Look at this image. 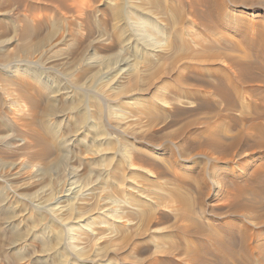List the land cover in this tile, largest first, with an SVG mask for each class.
<instances>
[{
  "label": "rangeland",
  "instance_id": "obj_1",
  "mask_svg": "<svg viewBox=\"0 0 264 264\" xmlns=\"http://www.w3.org/2000/svg\"><path fill=\"white\" fill-rule=\"evenodd\" d=\"M8 9L0 264H264V200L245 190L264 179L260 106L235 93L244 66L264 80V0H0ZM71 183L82 209L60 226L51 208ZM81 215L93 233L79 231L78 255L63 230Z\"/></svg>",
  "mask_w": 264,
  "mask_h": 264
},
{
  "label": "bare ground",
  "instance_id": "obj_2",
  "mask_svg": "<svg viewBox=\"0 0 264 264\" xmlns=\"http://www.w3.org/2000/svg\"><path fill=\"white\" fill-rule=\"evenodd\" d=\"M7 2H10L11 0H6ZM124 7V6H123ZM138 10V9H136ZM125 11V9H124ZM126 13V11H125ZM133 13V12H132ZM143 13V12H142ZM15 14V9H8L6 11H4L3 13L0 14V16H4L5 18H10L11 20V17ZM127 14V13H126ZM134 14V13H133ZM136 19V18H135ZM138 21V19H137ZM142 22V21H141ZM140 22V23H141ZM139 23V24H140ZM143 23V22H142ZM143 25V24H142ZM145 25V24H144ZM148 25V23H147ZM131 31V30H130ZM133 37V36H132ZM264 38V37H263ZM129 44H132L133 43V40L132 39H129L127 41ZM133 45V44H132ZM149 46V45H148ZM138 48V47H137ZM124 50V49H123ZM136 60V59H135ZM253 64V63H252ZM247 65V66H244L242 68L241 66V73L240 75H242L243 77H245L247 80V82L243 85H246L244 87H236L235 88V93L236 95H238L240 98H242L243 100L245 101H248L249 103H254L255 106H260V108H257V114L259 115V122L258 123H254L252 126H251V130H256L257 132H259L260 134V140L258 143H263L262 140L264 139V80H260L258 77H255L253 75V70L255 68H258L257 65ZM120 65V64H119ZM122 66V65H121ZM129 66V65H128ZM119 67V66H118ZM128 68V67H127ZM124 69V68H123ZM121 72H123L124 70H120ZM128 72V70H127ZM240 72V71H239ZM120 73V72H119ZM125 73V72H124ZM123 74V73H122ZM264 74V73H263ZM130 75V74H129ZM118 76V75H117ZM127 76V75H126ZM241 76V78H242ZM121 77V76H120ZM245 79V80H246ZM258 81H261V84H263L262 86L258 85L256 86L257 82ZM240 85V84H239ZM218 92L220 95H223L225 100L228 102V103H233L234 102V98L232 97V95H230V93H227L226 90H224V87L223 85H220L219 86V89H218ZM227 109V108H226ZM105 137V136H104ZM257 136L255 135H251V138L255 139ZM104 139V138H102ZM106 139V138H105ZM101 140V138H100ZM242 140V139H241ZM239 140V142L241 141ZM101 151V150H99ZM97 152V151H96ZM98 153V152H97ZM129 157V156H128ZM224 158H222L221 160H223ZM264 171V169H263ZM75 182V181H74ZM67 188V187H66ZM240 190H237L238 192L236 193H233L232 195H235V197L237 196H241L243 193H242V189L239 188ZM249 194L253 195V196H256V197H260L262 200H264V179L261 180V178L259 177V175L256 176L255 179H253L250 187L248 186V188L245 189ZM81 191H83L81 188H80V185L79 186H75V183H71L70 184V188L69 189H65L63 194L59 197V198H62V197H65V196H72L74 194V197L71 199H69V203L67 202V204H63V202H59V199L57 200L56 204L51 208V211H52V218L53 220L60 224V226H63L64 225V222H65V219L63 216H61L62 214L64 216H72L73 215L75 216V214L77 213V210L81 207H78V204L83 201V199H80V196L78 195ZM70 192V194H69ZM75 192V193H74ZM78 193V194H77ZM110 196V195H109ZM108 198V197H107ZM71 200V201H70ZM64 201V200H63ZM55 203V202H54ZM65 203V202H64ZM83 203V202H82ZM120 204V203H119ZM114 206V205H113ZM115 208V207H114ZM82 209V208H81ZM110 209V208H108ZM111 210V209H110ZM79 211V210H78ZM113 213L115 210H111ZM48 212V211H46ZM101 212V211H100ZM111 212V213H112ZM116 214H117V211H115ZM50 213V212H49ZM81 214L83 212H80ZM112 213V214H113ZM51 214V213H50ZM102 214V212H101ZM111 214V215H112ZM241 214V213H240ZM110 216V215H109ZM113 216H115L113 214ZM121 216V215H120ZM117 218V215L115 216ZM83 215H81L80 217H74L73 221L74 223V226L72 224L71 227L67 228V229H64L63 232L65 231L69 236H70V239H71V243H70V246L73 248L74 251L77 250V246L83 242V237H82V233H79V231L81 230H85V231H88L90 233H93L92 231V228L91 230H88V228L92 227L91 226V221L93 219L90 218V220L87 218H84ZM118 218L120 219V217L118 216ZM117 218V219H118ZM98 219V218H97ZM118 219V220H119ZM123 220V219H122ZM125 220V219H124ZM127 220V219H126ZM86 221V223L84 225H80L82 222L84 223ZM120 221V220H119ZM128 222V221H126ZM129 223H130V220H129ZM127 224V223H126ZM226 227V226H225ZM257 228V227H256ZM218 230V229H217ZM78 231V232H77ZM113 231L110 229V232L107 234V237L112 234ZM248 233V232H247ZM86 235V234H85ZM233 235V234H232ZM247 236H249V238L251 239V241H258V239L260 238L261 236V233L260 232H257V233H250L248 234ZM251 236V237H250ZM62 237V236H61ZM101 237V236H100ZM105 237V236H104ZM60 238V237H59ZM102 239V238H101ZM98 240V239H97ZM260 240V239H259ZM231 241V240H230ZM250 241V242H251ZM87 242V241H86ZM260 242V241H259ZM258 242V243H259ZM83 244V243H82ZM261 244V243H260ZM260 244H257V245H260ZM250 246V247H253V250L254 251H259V253L261 254L262 251L261 249L259 248L260 246ZM83 246V245H82ZM248 247V246H247ZM249 247V248H250ZM62 248V247H61ZM133 249V248H132ZM251 250V249H250ZM78 255H81L78 251H76ZM228 253V252H227ZM232 253V256H236L235 253H233V251H231ZM258 253V254H259ZM70 254V253H69ZM72 254V253H71ZM260 256V255H259ZM259 258V257H258ZM262 258V257H261ZM260 259V258H259ZM250 262V260H248ZM65 263V261H64ZM63 264V263H62ZM250 264H253L250 262Z\"/></svg>",
  "mask_w": 264,
  "mask_h": 264
}]
</instances>
